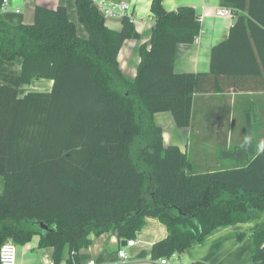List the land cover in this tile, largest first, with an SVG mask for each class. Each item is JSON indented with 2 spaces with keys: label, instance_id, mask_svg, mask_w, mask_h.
Listing matches in <instances>:
<instances>
[{
  "label": "trees",
  "instance_id": "obj_1",
  "mask_svg": "<svg viewBox=\"0 0 264 264\" xmlns=\"http://www.w3.org/2000/svg\"><path fill=\"white\" fill-rule=\"evenodd\" d=\"M74 1L85 38L63 5H35L32 23H11L0 0V59H22L18 73L0 72V246L37 235L54 261L78 262L93 237L132 239L154 217L167 231L151 245L155 261L264 211V147L242 166L192 172L152 118L169 111L185 127L195 92L223 91L222 81L232 90L242 79L264 84V0H224L235 20L211 50L209 73L174 70L177 45L201 30L195 9L151 0L149 46L139 47L134 77L117 59L124 40L138 37L133 14L115 30L92 0ZM33 78L52 80L50 91L18 96ZM251 256L264 264V226L253 231Z\"/></svg>",
  "mask_w": 264,
  "mask_h": 264
},
{
  "label": "crops",
  "instance_id": "obj_2",
  "mask_svg": "<svg viewBox=\"0 0 264 264\" xmlns=\"http://www.w3.org/2000/svg\"><path fill=\"white\" fill-rule=\"evenodd\" d=\"M112 3H128L133 14V23L138 32L137 38L124 40L118 53L121 71L134 77L139 62V47L146 43L149 46L152 14L151 0H108ZM165 9H175L181 5L192 6L199 16L201 30L191 43L177 45L174 70L176 72L209 73L212 48L226 40L235 16H218L217 8L232 6L224 0H162ZM35 5L66 7L70 21L75 24L77 34L87 36L83 24L78 20L74 0H8L2 9L4 19L11 23L30 24L34 18ZM121 17L105 18L106 25L118 30ZM20 57L6 61L0 59V72L18 73L21 69ZM222 65H225L222 62ZM223 91L195 92L192 98L191 115L188 126L178 127L171 112L153 113V121L161 127L164 146L175 145L187 157L190 171L207 172L244 165L256 155L264 144V84L245 79L238 82L236 90L228 88V82L222 81ZM257 88H256V86ZM52 80L33 78L29 83L18 88V96L29 91H50ZM245 137L249 143L244 145ZM5 188V181L0 176V195ZM264 226V211L249 210L246 222L219 227L209 233L203 243L192 241L190 246L177 260L168 264H189L202 261L206 264H257L251 256L253 231ZM167 235L165 226L154 217H145L144 225L133 238L135 244L128 247L127 260L124 264H160L159 259H150L151 245ZM33 238V237H32ZM121 241L112 233H103L92 238L88 247L78 250L80 263L94 259L103 264L99 257L113 254L107 264L117 257ZM16 245L22 247L23 257L16 264H34L47 254L51 257V248H37L38 236L34 243ZM41 252V253H39ZM39 254V255H38ZM37 255V256H36ZM99 256V257H98ZM163 258V257H162ZM36 260V261H35ZM106 264V263H105Z\"/></svg>",
  "mask_w": 264,
  "mask_h": 264
},
{
  "label": "built area",
  "instance_id": "obj_3",
  "mask_svg": "<svg viewBox=\"0 0 264 264\" xmlns=\"http://www.w3.org/2000/svg\"><path fill=\"white\" fill-rule=\"evenodd\" d=\"M93 4L97 10L105 17H122L125 14H131L130 4L122 3H112L108 0H92ZM8 3V0H2L1 8L3 9ZM218 16H229L232 11L229 8H217L215 10ZM135 244L134 239H127L125 247H131ZM120 246L117 249V257L111 264H124L127 260V253ZM177 260V253H172L169 257H163L159 259L160 264H168ZM0 264H16V245L11 241L7 240L0 246ZM41 264H97L94 259H90L84 263L76 262L73 258L71 259H61L56 262L51 257H43L41 259Z\"/></svg>",
  "mask_w": 264,
  "mask_h": 264
},
{
  "label": "rangeland",
  "instance_id": "obj_4",
  "mask_svg": "<svg viewBox=\"0 0 264 264\" xmlns=\"http://www.w3.org/2000/svg\"><path fill=\"white\" fill-rule=\"evenodd\" d=\"M107 17H109V16H105V18H107ZM35 240H36V235L35 236H33V238H32V242L31 243H34L35 242ZM124 250H125V252H127L128 251V247H125V246H123L122 247ZM23 250H24V248H22V247H18V248H16V260L18 261V262H20V260L22 259V257H23ZM39 253H41V252H39ZM44 254H47L46 256H48V250L44 253ZM68 254V252H67V248L64 250V252H63V256H66ZM39 255V254H38ZM37 256V255H36ZM113 254H111V255H105V256H102V257H99L100 258V260H102L104 263L103 264H107V262H110L111 260H112V258H113ZM24 258V257H23ZM36 261V260H35ZM34 264H38V261H36Z\"/></svg>",
  "mask_w": 264,
  "mask_h": 264
},
{
  "label": "water",
  "instance_id": "obj_5",
  "mask_svg": "<svg viewBox=\"0 0 264 264\" xmlns=\"http://www.w3.org/2000/svg\"><path fill=\"white\" fill-rule=\"evenodd\" d=\"M41 227L44 228V229H47L46 225L41 224ZM120 244H121V246H124L126 244V240L123 239Z\"/></svg>",
  "mask_w": 264,
  "mask_h": 264
},
{
  "label": "clouds",
  "instance_id": "obj_6",
  "mask_svg": "<svg viewBox=\"0 0 264 264\" xmlns=\"http://www.w3.org/2000/svg\"><path fill=\"white\" fill-rule=\"evenodd\" d=\"M249 143V138L245 137L244 139V145H247ZM262 147H264V144H262Z\"/></svg>",
  "mask_w": 264,
  "mask_h": 264
}]
</instances>
